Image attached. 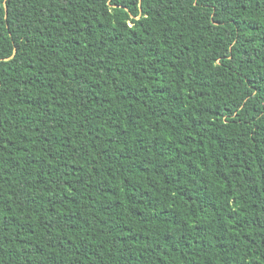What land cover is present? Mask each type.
Returning <instances> with one entry per match:
<instances>
[{"label": "trees", "instance_id": "16d2710c", "mask_svg": "<svg viewBox=\"0 0 264 264\" xmlns=\"http://www.w3.org/2000/svg\"><path fill=\"white\" fill-rule=\"evenodd\" d=\"M0 264H264V0H0Z\"/></svg>", "mask_w": 264, "mask_h": 264}]
</instances>
